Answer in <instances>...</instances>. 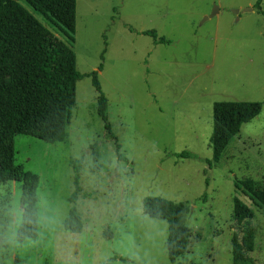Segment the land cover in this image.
<instances>
[{
    "label": "rangeland",
    "instance_id": "374dc122",
    "mask_svg": "<svg viewBox=\"0 0 264 264\" xmlns=\"http://www.w3.org/2000/svg\"><path fill=\"white\" fill-rule=\"evenodd\" d=\"M256 1L77 0L76 67L86 74L103 63L106 113L126 160L97 113L92 78L82 77L64 141L14 138L13 162L38 176L36 210L23 202L21 182L0 181V264H233L236 195L254 209V249L244 264H264V204L235 186L252 178L264 189V104L221 160L207 162L214 103L264 100V16ZM21 2L66 42L55 24ZM215 6L218 13L206 18ZM149 30L170 42L156 43ZM12 81L0 72V82ZM2 112L0 103V125ZM79 159L83 227L75 233L64 221ZM151 196L189 208L188 248L173 262L168 222L144 212Z\"/></svg>",
    "mask_w": 264,
    "mask_h": 264
},
{
    "label": "trees",
    "instance_id": "16d2710c",
    "mask_svg": "<svg viewBox=\"0 0 264 264\" xmlns=\"http://www.w3.org/2000/svg\"><path fill=\"white\" fill-rule=\"evenodd\" d=\"M35 11L55 24L65 35L66 42L46 27L21 0H0V72L11 74L12 82H0V103L3 106L0 125V181L21 182L22 200L34 212L36 173L26 171L13 162L14 138L18 134L33 136L55 143L64 141L70 112L76 101V83L84 76L92 78L98 93L97 113L104 121L107 134L116 141L118 158L120 145L113 134L106 113L107 97L99 81L101 62L97 70L81 73L76 67V53L72 47L76 31L77 0H24ZM262 0L255 8L264 16ZM156 43H169L155 30L145 31ZM103 58V55H102ZM262 101H216L213 105L212 159L209 166L219 162L230 140L242 124L251 121L262 110ZM180 157H187L185 152ZM81 160L74 163V191L69 198L72 206L64 221V228L78 233L83 223L76 202L80 186ZM236 189L255 203L264 204V189H257L252 178L235 181ZM233 221L237 229L232 237V263L244 264L254 249L255 229L252 223L254 209L242 198L234 196ZM144 212L150 217L168 222L167 252L171 262L186 253L191 231L186 223L189 212L183 202H174L160 196L145 198ZM30 224L25 232L30 230ZM25 234H28L27 232ZM31 235V234H29ZM127 261L126 258H120Z\"/></svg>",
    "mask_w": 264,
    "mask_h": 264
},
{
    "label": "water",
    "instance_id": "95a60500",
    "mask_svg": "<svg viewBox=\"0 0 264 264\" xmlns=\"http://www.w3.org/2000/svg\"><path fill=\"white\" fill-rule=\"evenodd\" d=\"M252 8H247V10H251ZM218 11H219V7H217V6H215L214 8H213V10H212V12L206 17V18H208V17H213V16H215L217 13H218ZM239 10H234V12H238Z\"/></svg>",
    "mask_w": 264,
    "mask_h": 264
}]
</instances>
